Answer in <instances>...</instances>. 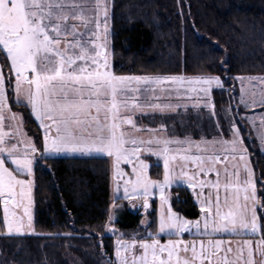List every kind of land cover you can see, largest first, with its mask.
Wrapping results in <instances>:
<instances>
[{
	"label": "snow or ice",
	"instance_id": "snow-or-ice-1",
	"mask_svg": "<svg viewBox=\"0 0 264 264\" xmlns=\"http://www.w3.org/2000/svg\"><path fill=\"white\" fill-rule=\"evenodd\" d=\"M110 36L108 0H0V55L14 73L13 81L0 65V205L7 232L34 231L36 153L41 158L99 154L112 162L114 209L123 199L141 201L147 212L151 198L159 194L155 231L142 222L146 237L125 239L120 233L114 264H264V234L255 246L252 239H241L235 247L223 239L254 237L264 228L258 216L264 200L236 121L229 119L230 138L221 130L211 140L195 141L169 135L164 124L150 128L134 119L146 108L163 112L187 108L189 102L193 107L203 104L215 115L212 92L224 88L221 78L118 75ZM237 79L242 85L240 103L264 107V90L258 96L246 92L244 78ZM248 80L264 84V77ZM9 84L14 85L17 104L29 108L44 130L42 150L23 132V116L9 106ZM158 93L169 102H153ZM242 119L255 127L254 119ZM261 129L258 136L264 145V117ZM145 155L162 161V180L150 176ZM174 184L193 191L199 219L174 211L168 194ZM114 220L109 214L104 227L115 233ZM185 233L194 238L184 239Z\"/></svg>",
	"mask_w": 264,
	"mask_h": 264
},
{
	"label": "trees",
	"instance_id": "trees-1",
	"mask_svg": "<svg viewBox=\"0 0 264 264\" xmlns=\"http://www.w3.org/2000/svg\"><path fill=\"white\" fill-rule=\"evenodd\" d=\"M110 27L117 74L221 78L224 88L212 92L215 115L204 108H181L144 115L142 122L150 127L164 124L169 135L212 139L221 130L228 138L229 119H234L248 148L258 195L264 200V152L242 119L235 80L264 75V0H111ZM0 64L8 77L3 55ZM7 91L11 108L22 113L25 131L40 149L39 126L27 108L13 101L12 84ZM160 172L159 165H152L151 176L158 177ZM33 180L34 226L40 233L2 235L0 205V264H114V236L106 234L104 227L111 202L108 159L38 156ZM171 193L174 211L189 219L199 216L185 186H175ZM116 202L121 208L114 226L124 238L146 237L140 226L141 211L131 210L121 199ZM151 205L147 215L153 231L156 203ZM258 216L264 224V209L258 208Z\"/></svg>",
	"mask_w": 264,
	"mask_h": 264
},
{
	"label": "rangeland",
	"instance_id": "rangeland-1",
	"mask_svg": "<svg viewBox=\"0 0 264 264\" xmlns=\"http://www.w3.org/2000/svg\"><path fill=\"white\" fill-rule=\"evenodd\" d=\"M108 3H109V28H110V33H111V27H110V14H111V0H108ZM110 40H111V46H112V39H111V36H110ZM1 65V64H0ZM9 66V65H8ZM117 74V73H116ZM118 75H128V74H118ZM130 75H133V74H130ZM11 76L13 81H14V73H11L10 71V68H9V71H8V77ZM148 76H169V75H148ZM186 76H189V75H186ZM214 76V75H213ZM189 77H192V76H189ZM237 77H243L244 78V84H243V87L244 89L246 90V92H255L257 93V96L259 95L260 91L261 90H264V84L260 83V81L258 80H252L251 82H249L248 78L249 77H264V75H243V76H237ZM237 77L235 78L236 80V83H237V90H238V98H237V106L239 107V110H240V113L243 114V117H249V118H252L255 120V127H253V125L251 123H249L248 121V124L249 126L251 127V130L252 132L255 134V137H257V139L259 140V136H258V130H262L261 129V118L264 117V111L262 112H258L256 111L257 109L261 108L260 106H257V107H250V108H245L243 104L240 103V93H241V82L240 80L237 79ZM13 84H12V94H13V101L17 104L16 102V97H15V93L13 92ZM215 89V88H214ZM159 99L157 100L155 97H153V102L155 103H160V104H165V103H168L169 102V99L167 97H165L163 94H159ZM193 99H195V97H193ZM172 103H176V100L175 98L173 97L172 100H171ZM10 106V104H9ZM11 107V106H10ZM185 109V107L181 106L179 108H176L175 110H165V111H159V110H152V109H145L144 113H139L137 112L134 116V119L137 121L138 125H143V126H146V127H150L148 126L146 123L142 122V116L144 115H150V114H168V113H174L176 112L178 109ZM187 108H192V109H199V108H204V109H207L209 110L210 112L212 111L209 107H205L203 104H201L199 107H193L192 106V103L189 102L188 103V106ZM12 109V108H11ZM30 112V109L27 108ZM13 112H16V113H20L22 115V113L18 110H15V109H12ZM250 112V113H248ZM212 113V112H211ZM32 116V115H31ZM32 118L35 120L34 116H32ZM140 120V121H139ZM36 124L39 126L40 128V131H41V137H42V141H41V150L43 149V132L44 130L40 127L39 125V122L36 121ZM160 126H154V127H150V128H159ZM6 130H7V127H6ZM23 132L26 134V137L28 138H31L30 136L27 135L26 131H25V128H24V125H23ZM146 135V134H145ZM180 138H183V137H180ZM230 138V136L228 137ZM32 139V138H31ZM193 140L195 141H199L201 138L199 139H195V138H192ZM227 139V138H226ZM33 140V139H32ZM211 140V139H209ZM260 141V140H259ZM260 150L262 152H264V145H262L260 143ZM36 156H40V153H36ZM103 157V158H107L106 156H103V155H99V154H92V155H80V154H60V155H50V156H47V157ZM145 159L148 160L149 164H150V168H149V174L151 172V168H152V165H159L160 166V169H161V172H160V175L158 177L156 176H151L153 179H159V180H162L163 179V164H162V161H157V159L155 157H152V156H147L145 155L144 157ZM108 161H109V165H110V198H111V202H110V213L109 214H114V217L116 218V213L117 211L121 208V203H118L120 205V207L118 208H113L112 205H113V200H114V188H115V182L113 180V170H112V162H111V159L107 158ZM248 160H249V155H248ZM125 168L126 171H129L130 172V166H127V165H124L123 166ZM220 167H223V165H220ZM249 167L252 168L253 170V167L250 163V160H249ZM155 169V168H154ZM254 172V171H253ZM255 177V175H254ZM212 178L214 179V174L212 176ZM33 179V177H32ZM177 186L176 184H174L169 190H168V194H169V197H170V202L172 203V193H171V190L173 187ZM180 186H185L187 188L186 185H180ZM192 197H193V200L194 202L196 203L197 205V208L199 210V216L195 219H190V220H197L201 217V212H200V207H199V203L197 202V199L195 197V195L193 194V191L189 188H187ZM207 191V190H206ZM122 190H121V196H122ZM122 202H125L128 207L131 209V210H140L141 211V214H142V217H141V220H140V226L145 229V223H142V222H147V223H150V219L147 215V213L151 210V207L147 210V212L142 208V202L141 201H132V202H129L127 200H123L121 199ZM152 202H155L156 203V206H155V220L157 218V214H158V206H159V194L157 193L156 196L152 197L151 200H150V203ZM135 205V207L133 206ZM1 212H2V222H3V206L1 205ZM32 215H33V205H32ZM182 216V215H181ZM184 217V216H183ZM189 219V218H187ZM115 221V220H114ZM108 223V220L106 222V224ZM105 224V225H106ZM33 225H34V218H33ZM116 231L115 233L112 232V231H108L106 228V234L108 235H112L114 236V240H113V245H112V248H113V262L115 261V243H116V238L117 236L121 233L116 227H115ZM148 231H151L148 229ZM155 231V227H154V230ZM33 233H40L37 231V229L35 228L34 226V231H25L23 233H11L9 234L7 232V229L6 227L3 225V230H2V235H6V236H25V235H31ZM163 237V241H166L167 239V236H162ZM194 237L190 236L189 234L185 233L184 234V239H187V240H190V239H193ZM260 235L259 233H257L254 237H243V238H240V237H229V236H224L223 239H225L226 241H230L232 246L235 247V245L237 244L238 241H240L241 239H252L253 240V245L255 246L256 242L260 239ZM255 258L257 259V261H259V255L256 254Z\"/></svg>",
	"mask_w": 264,
	"mask_h": 264
}]
</instances>
